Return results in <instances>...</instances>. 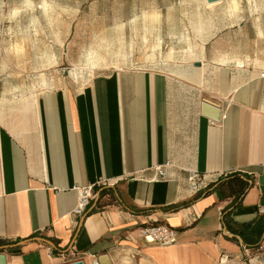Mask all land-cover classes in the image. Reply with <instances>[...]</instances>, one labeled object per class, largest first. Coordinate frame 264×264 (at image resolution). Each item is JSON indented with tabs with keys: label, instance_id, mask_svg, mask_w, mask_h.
<instances>
[{
	"label": "crops",
	"instance_id": "0c3cea01",
	"mask_svg": "<svg viewBox=\"0 0 264 264\" xmlns=\"http://www.w3.org/2000/svg\"><path fill=\"white\" fill-rule=\"evenodd\" d=\"M204 73L195 82L175 71L116 70L83 84L1 91L6 264H60L65 249L85 264L101 253L111 264L132 258L220 264L222 253L246 248L222 222L231 199L217 189L197 192L240 172L252 183L231 217L264 213V69L220 64ZM204 97L220 104V121L201 115ZM189 170L200 174L197 188L187 180ZM98 179L114 187L120 202L86 214L78 229V189ZM155 220L177 229V243L159 246L139 236L138 228ZM38 236L53 239L59 250L49 254Z\"/></svg>",
	"mask_w": 264,
	"mask_h": 264
},
{
	"label": "rangeland",
	"instance_id": "374dc122",
	"mask_svg": "<svg viewBox=\"0 0 264 264\" xmlns=\"http://www.w3.org/2000/svg\"><path fill=\"white\" fill-rule=\"evenodd\" d=\"M197 58L204 76L220 64L264 69V0H0V92L116 70L198 82ZM224 254L220 264H264L260 246Z\"/></svg>",
	"mask_w": 264,
	"mask_h": 264
},
{
	"label": "trees",
	"instance_id": "16d2710c",
	"mask_svg": "<svg viewBox=\"0 0 264 264\" xmlns=\"http://www.w3.org/2000/svg\"><path fill=\"white\" fill-rule=\"evenodd\" d=\"M252 180L248 175L240 172H232L217 179L216 182L207 185L204 190H199L197 196L208 193L212 189L220 191L222 198L231 199L222 215V222L227 230L232 234V238L240 241L243 246L248 249L259 247V243L264 231V213L254 215L246 220L233 219L231 211L234 207L241 203V198L245 191L251 186ZM99 195L95 203L89 205L90 210L86 213H91L103 209L108 204L119 203L120 194L115 192L113 186H101L97 189ZM188 204V203H183ZM53 241V239L49 238ZM16 242V241H14ZM54 242V241H53ZM11 242L0 240V246ZM56 251V249H53Z\"/></svg>",
	"mask_w": 264,
	"mask_h": 264
},
{
	"label": "built area",
	"instance_id": "2783aa9c",
	"mask_svg": "<svg viewBox=\"0 0 264 264\" xmlns=\"http://www.w3.org/2000/svg\"><path fill=\"white\" fill-rule=\"evenodd\" d=\"M260 76H264V73H260ZM169 164L168 162L165 163ZM158 175L159 176H164L165 173L162 170L161 166L156 167ZM189 175L187 177V180L189 183H191L193 186L197 188L198 182L200 181L201 177L198 171L196 170H189ZM106 179H98L96 183H94L91 186L87 187H82L79 190V199L77 202V205L73 211V214L75 216L82 215L86 213L89 207V205L93 202L95 203L94 200L98 198L99 191H95V187H101L105 186L107 184ZM95 186V187H94ZM262 212L263 209H260ZM139 236L141 238H144L147 241L154 242L156 244H159L161 246H170L178 241V232L177 229L170 224L165 223L164 221L160 220H155L153 222H148L143 224L138 228ZM259 246L261 249L264 250V237L261 239ZM48 253H52L53 248L48 246ZM0 252H3L6 256V252L3 249H0ZM60 252V251H59ZM74 253L72 252H65V253H60V259L61 261L64 262H69L74 260ZM85 264V263H84ZM91 264H98L96 257L94 256L93 261Z\"/></svg>",
	"mask_w": 264,
	"mask_h": 264
},
{
	"label": "water",
	"instance_id": "95a60500",
	"mask_svg": "<svg viewBox=\"0 0 264 264\" xmlns=\"http://www.w3.org/2000/svg\"><path fill=\"white\" fill-rule=\"evenodd\" d=\"M206 1H207V3H210V2L216 1V0H206ZM194 65L198 66V65H200V62L196 61ZM200 113H201V115L209 118L212 121H220V119H221V106L219 103H217V102H215L209 98L204 97L200 103ZM95 201H96V199L94 200V202ZM85 215H86V213H84L82 215V217L80 218L79 223H78V229L80 228ZM263 236H264V231H263ZM34 240L41 241V242L47 244L48 246H50L54 249H58L56 244L48 238L38 236V237H34ZM26 241L27 240H22V241L17 242V244L21 245V244L26 243ZM4 248H5V246H3V247L0 246V249H4ZM59 251H60V253H65L68 251V249H65L62 251L59 250ZM96 259H97L98 264H111V259L107 253L99 254L96 257ZM0 264H6V256L3 252H0ZM60 264H84V262L82 259H76L73 261L64 262V263H60Z\"/></svg>",
	"mask_w": 264,
	"mask_h": 264
},
{
	"label": "bare ground",
	"instance_id": "6f19581e",
	"mask_svg": "<svg viewBox=\"0 0 264 264\" xmlns=\"http://www.w3.org/2000/svg\"><path fill=\"white\" fill-rule=\"evenodd\" d=\"M197 61L201 62L200 68H201V72L203 74L204 73V65L205 64H204V62L200 58H197ZM237 62L240 64L241 60H238Z\"/></svg>",
	"mask_w": 264,
	"mask_h": 264
}]
</instances>
